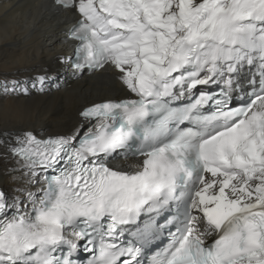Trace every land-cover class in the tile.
Masks as SVG:
<instances>
[{
    "label": "snow or ice",
    "instance_id": "6c2138e0",
    "mask_svg": "<svg viewBox=\"0 0 264 264\" xmlns=\"http://www.w3.org/2000/svg\"><path fill=\"white\" fill-rule=\"evenodd\" d=\"M57 2L61 62L126 95L63 134L0 131V264H264V0Z\"/></svg>",
    "mask_w": 264,
    "mask_h": 264
},
{
    "label": "bare ground",
    "instance_id": "6f19581e",
    "mask_svg": "<svg viewBox=\"0 0 264 264\" xmlns=\"http://www.w3.org/2000/svg\"><path fill=\"white\" fill-rule=\"evenodd\" d=\"M36 0H0V85L20 81L29 94H5L0 88V131L30 128L40 136L63 134L79 122V112L104 100H118L126 93L111 72L78 74L68 61L71 50L67 32L75 13L44 0L46 8L33 14ZM47 76L43 90L32 87ZM132 158L114 161L125 167ZM11 163L0 159V188L9 189L18 177Z\"/></svg>",
    "mask_w": 264,
    "mask_h": 264
}]
</instances>
